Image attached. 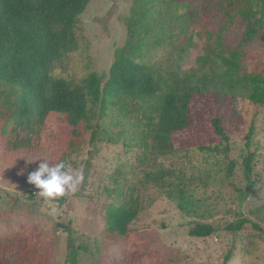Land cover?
Segmentation results:
<instances>
[{"label":"rangeland","instance_id":"rangeland-1","mask_svg":"<svg viewBox=\"0 0 264 264\" xmlns=\"http://www.w3.org/2000/svg\"><path fill=\"white\" fill-rule=\"evenodd\" d=\"M135 6L136 0L89 2L77 18V47L54 62L52 78L74 83L95 72L103 87L117 53L155 77H182L198 71L204 43L218 35L264 77V0H160L146 17L134 13ZM221 71L207 63L196 75ZM209 87L193 95L187 129L172 134L171 147L160 153L144 114L153 102L125 98L120 110L100 120L90 116L92 128L77 138L60 114L30 134L19 125L15 88L0 82V241L48 251V264H70L74 251L77 264H264V109L252 106L244 91ZM215 119L228 137L227 151ZM96 123L104 129L96 130ZM7 137L25 145L3 151ZM43 161H64L84 179L75 192L45 200L27 183ZM115 208L137 209L127 234L116 240L106 226ZM241 219L247 223L240 231L225 230ZM197 225L214 233L190 236Z\"/></svg>","mask_w":264,"mask_h":264},{"label":"trees","instance_id":"trees-1","mask_svg":"<svg viewBox=\"0 0 264 264\" xmlns=\"http://www.w3.org/2000/svg\"><path fill=\"white\" fill-rule=\"evenodd\" d=\"M91 1L0 0V82L15 88L19 125L24 126L30 134L39 131L50 115L60 114L72 130L73 137L77 138L92 128L89 125L90 116L100 120L112 110H120L125 98H136L146 103L153 102L147 106L144 114L153 126L160 153H164L171 147L172 134L187 129L189 103L193 95L205 94L210 90L209 86L218 83L221 91H244L252 106L264 109L263 75L248 69L246 55L241 50L225 46L220 35L214 42L204 43L205 54L199 58L198 71L192 70L182 77L169 80L155 77L144 64L117 53L103 87L95 72L86 74L74 83L63 78H52L50 69L54 62L76 49L77 18ZM156 1L160 0H136L133 12L146 17L156 10L153 6ZM207 63H210V69L213 65H220L222 71L197 76V72H201ZM192 78L195 80L192 81ZM95 126L96 130L104 129L98 123ZM18 128L15 124L8 131L9 135ZM213 128L226 143L224 151H227L228 137L219 120H213ZM253 131L252 123L248 140ZM91 137L92 140L96 138L95 131L91 132ZM24 145L9 141L7 137L1 148L3 151H15ZM250 161L251 157L243 160L247 181ZM136 217L137 209H111L106 226L112 239L124 237ZM246 223L245 219H241L227 225L225 230L238 232ZM213 233L210 225H197L189 234L205 238ZM18 248L21 251L14 264H48V251L34 249L20 241L10 244L0 241V264H7L8 256ZM70 264H77L75 251L71 253Z\"/></svg>","mask_w":264,"mask_h":264},{"label":"clouds","instance_id":"clouds-1","mask_svg":"<svg viewBox=\"0 0 264 264\" xmlns=\"http://www.w3.org/2000/svg\"><path fill=\"white\" fill-rule=\"evenodd\" d=\"M83 179V173L73 174L70 166H67L64 161L53 166L43 161L28 174L27 183L35 186L41 198L55 200L68 192H75Z\"/></svg>","mask_w":264,"mask_h":264}]
</instances>
